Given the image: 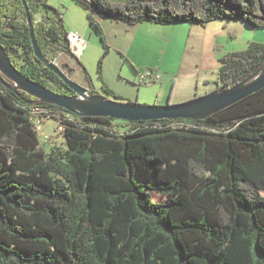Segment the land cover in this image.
Listing matches in <instances>:
<instances>
[{
	"label": "trees",
	"instance_id": "obj_1",
	"mask_svg": "<svg viewBox=\"0 0 264 264\" xmlns=\"http://www.w3.org/2000/svg\"><path fill=\"white\" fill-rule=\"evenodd\" d=\"M26 1L43 54L75 58L60 12ZM78 1L96 27L98 14L264 28V0ZM0 42L23 74L75 94L35 54L23 0H0ZM221 64L217 91L264 65V43ZM58 65L76 71L67 59ZM2 76L10 85L0 79V264H264V88L205 119L129 121L123 133L114 118L77 114L64 121L67 148L46 152L27 110L37 98ZM85 78L91 85L86 69Z\"/></svg>",
	"mask_w": 264,
	"mask_h": 264
},
{
	"label": "crops",
	"instance_id": "obj_2",
	"mask_svg": "<svg viewBox=\"0 0 264 264\" xmlns=\"http://www.w3.org/2000/svg\"><path fill=\"white\" fill-rule=\"evenodd\" d=\"M79 3L82 7L72 4L76 20L67 29L85 40L74 47L81 51L78 56L83 53L82 64H76L79 82L101 94L108 89L126 101L180 103L214 93L219 88L221 58L246 49L253 41L264 43V28L242 20L131 24L96 14V27L88 20V8ZM146 69L160 73L161 78L155 83L139 82V73Z\"/></svg>",
	"mask_w": 264,
	"mask_h": 264
},
{
	"label": "water",
	"instance_id": "obj_3",
	"mask_svg": "<svg viewBox=\"0 0 264 264\" xmlns=\"http://www.w3.org/2000/svg\"><path fill=\"white\" fill-rule=\"evenodd\" d=\"M23 3L26 11L27 24L30 26V35L35 54L45 66L55 71L63 81L74 90L75 94L58 93L23 74L13 64L1 42L0 79L3 83L10 85V83L3 78V74L14 82L15 89H21L35 96L42 102L62 107L73 113L82 116L111 117L131 122L164 118L205 119L264 88V65H262L251 77L231 88L222 89L180 103L143 104L136 101H119L101 94H90L87 87L75 81L71 76L65 73L54 59H49L43 54L37 41L29 5L26 0H23ZM71 36L72 34L70 33L68 37L70 43H72Z\"/></svg>",
	"mask_w": 264,
	"mask_h": 264
},
{
	"label": "rangeland",
	"instance_id": "obj_4",
	"mask_svg": "<svg viewBox=\"0 0 264 264\" xmlns=\"http://www.w3.org/2000/svg\"><path fill=\"white\" fill-rule=\"evenodd\" d=\"M77 1L78 0H47V4L48 5H50L54 9L58 10L60 12V14L64 15L66 23H68V25H66V29H68V30L70 28L69 27L70 24L75 23V20H76L75 17H74V12H73L74 8H73L72 4H74L75 7L77 5L82 7V4H80ZM67 10H68V12H66ZM42 12H44V9L40 10L37 13V19H36L37 23L40 22V20L42 19V16H43ZM52 12L56 13L55 11H52ZM78 49H79V47L76 48L77 51H79ZM72 52L75 54V56H76L75 58L70 57V56H68L66 54H61L58 57V60L56 62L61 64L62 61H64V59L69 60L70 61V65L73 68L76 69V72L71 77L75 81L79 82V80H81V79L79 77V72H77L78 70H77L76 67H78L77 66L78 64H77L76 61L78 59L82 60V56H83L82 54L83 53L78 56V54H80V53L76 54L74 51H72ZM79 52H81V51H79ZM79 83H81V82H79ZM81 84L83 86L87 87L88 90H89V93L92 94L91 90L89 89V87L86 85V83L84 81ZM1 85H2V83L0 81V86ZM143 104H152V103L148 102V103H143ZM112 123H113V127L116 128L121 133L129 130L130 125H131L129 121H126V120H123V119H114ZM45 131H46V133H50V140H49L48 144H45V147H44L46 152H50L53 148H61L63 150H65L67 148L66 138H65L63 133H60V132L57 131L55 122H53V121L47 122L46 125H45ZM3 144L5 145V147H7L9 149V151L15 145L14 141L12 139H9V140L5 141Z\"/></svg>",
	"mask_w": 264,
	"mask_h": 264
},
{
	"label": "built area",
	"instance_id": "obj_5",
	"mask_svg": "<svg viewBox=\"0 0 264 264\" xmlns=\"http://www.w3.org/2000/svg\"><path fill=\"white\" fill-rule=\"evenodd\" d=\"M76 36L79 37L81 40H83V42L85 41L81 36L79 35ZM70 47L72 51L78 54L77 51H75L73 48V39H72V43H70ZM61 54H64V52H61ZM57 60H58V56L54 58L55 62ZM160 78H161V74L156 73L153 69H146L140 72L138 75V80L141 83H155ZM27 110L29 112V118L33 125V128L36 130L38 134L41 146L48 144L50 140V133H46L45 131V125L47 122L49 121L55 122L57 131L64 134L65 133L64 121L65 120L74 121L75 117L77 116V114L71 111L61 110L60 108H57L55 106L44 104V102L38 99L30 103L27 107Z\"/></svg>",
	"mask_w": 264,
	"mask_h": 264
},
{
	"label": "bare ground",
	"instance_id": "obj_6",
	"mask_svg": "<svg viewBox=\"0 0 264 264\" xmlns=\"http://www.w3.org/2000/svg\"><path fill=\"white\" fill-rule=\"evenodd\" d=\"M73 39V48L83 43V40H81L79 37H77L75 34L72 35ZM85 42V41H84Z\"/></svg>",
	"mask_w": 264,
	"mask_h": 264
}]
</instances>
